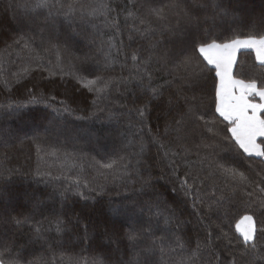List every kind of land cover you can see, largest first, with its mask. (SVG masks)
<instances>
[{"label":"snow or ice","instance_id":"1","mask_svg":"<svg viewBox=\"0 0 264 264\" xmlns=\"http://www.w3.org/2000/svg\"><path fill=\"white\" fill-rule=\"evenodd\" d=\"M247 3L9 0L17 29L8 47L32 53L36 66L16 74L23 101H5L0 110L41 111L48 137L45 147L36 145L38 156L71 157L61 151V140L74 152L83 151L76 148L81 139L91 147L118 141L113 158L93 166L106 179L123 180L126 191L118 208L105 211L80 204L104 196V186L98 190L37 171L36 182L53 184V191H21L12 170L0 168V264H45L42 257L27 259L24 250L32 248L34 255L54 241L95 253L69 264H197L205 254L206 264H264V168L257 172L246 164L249 157L264 158V86L233 75L238 52L251 49L264 79V8L257 14ZM81 45L87 51L75 55ZM204 68L215 72L212 103L225 122L223 135L209 119L206 91L198 86ZM33 73L39 74L35 82ZM4 88L12 91L7 80ZM125 92L134 97L132 107L109 113L114 127L88 129L82 123L99 119L96 112L87 114L89 107L103 111L101 100ZM188 208L204 233L195 249L180 234L190 223L182 219ZM93 215L99 218L94 225Z\"/></svg>","mask_w":264,"mask_h":264},{"label":"trees","instance_id":"2","mask_svg":"<svg viewBox=\"0 0 264 264\" xmlns=\"http://www.w3.org/2000/svg\"><path fill=\"white\" fill-rule=\"evenodd\" d=\"M122 3L126 0H121ZM9 0H0V103L12 100L16 102H22L26 93L23 90L17 91L18 86L14 83L17 78L16 74L21 73L24 68H35V61L32 57V53L28 51H21L19 48L13 46L11 48L8 45L12 44L11 37L15 35L17 25L13 20V9L7 7ZM245 7L249 11L259 13L261 8H264V0H248ZM218 23H221L218 21ZM223 26L227 27V22H223ZM245 32L248 29H244ZM106 38V37H105ZM126 39V38H125ZM7 41V43H6ZM40 43L39 38L36 41ZM82 48V50H81ZM81 48H74L75 55H82L83 51H87V47L81 45ZM41 55L45 59H52L55 61V56L51 53L41 52ZM238 64L234 65L233 75L238 79L248 80L250 78H256L258 86H264V79L261 78L260 65L255 59V53L250 49H242L237 54ZM210 67V66H208ZM119 71V69H118ZM127 74V73H125ZM34 80L39 79L38 73H33ZM215 78V72L208 71V68H204L203 77L199 81L200 87H203L206 91L205 95V107L208 111L209 119H215L216 128L223 132L225 122L222 118L218 117V114L214 115L213 99V83ZM9 82V87L12 88L11 92H8L4 88V81ZM218 83V79H216ZM28 83V81H25ZM63 90H61L62 92ZM199 94V93H198ZM63 96L58 97V99ZM134 97L131 92H125L123 96L119 93H113L108 99L101 100L99 102V108L103 111H99L98 108L89 107L87 114L96 112L99 119H93L92 121L82 122L88 129H101L114 127L108 122L109 113H126L127 109L121 107L127 105L128 108L132 107V101ZM84 114V113H81ZM133 118L135 114L133 113ZM155 114H153L154 116ZM127 117H122V123L119 125L121 129L125 127ZM80 123V122H78ZM155 124V120H152ZM48 126V121L44 119L39 109H34L28 113L21 112L19 115L10 114L6 110H0V168L4 170H12L15 180V186L19 190L23 191L27 189L29 192L34 190H43L45 192L53 191V184L37 183L34 179V175L37 171L41 173H51L53 177H60L64 180L65 177L71 180H79L81 184L88 183L90 187H95L99 190L100 187H106V194L102 197L96 196L95 199H89L87 201L80 200V204H88L97 208H103L105 211L111 208H118L120 202L125 195V188L123 186L124 181L121 179H114L111 175L102 176L98 173L97 167L93 166L95 161L107 162L109 158H113L114 148L119 144L114 145L110 140H101L98 145L91 147L88 145L85 139L77 141L76 148L83 149V151H75L73 145L68 143L64 145L61 140L60 147L62 152L73 153L71 157L65 158L63 155L59 159L52 158L41 153L37 155L36 145L40 144L45 147L44 141L48 137V133L45 132V128ZM37 136L40 139H37ZM259 142V140H258ZM131 151V149L129 150ZM155 152V149H153ZM262 157H249L246 164H251L255 171H260L264 168V164L261 161ZM154 174L159 173L158 168L153 169ZM124 179H127L126 177ZM161 184L164 181L160 182ZM56 187H59V183H55ZM134 185L129 183L127 191L131 192ZM138 187V185H135ZM169 187H171L169 185ZM86 195L94 196V193H89L87 189H83ZM99 200L102 203L96 204ZM23 203V202H22ZM20 212H27L29 209L21 207L18 209ZM191 208H188L184 213L182 219L190 221L186 223L181 229L180 234L184 236L185 240L191 239V248L195 249L196 241L199 238L203 241L204 233L196 223L194 215H190ZM49 213L45 211L43 215L47 216ZM238 218V217H237ZM36 219H41V216H37ZM98 217L93 215L91 220L93 225L98 222ZM234 230V221H233ZM53 235H55L53 233ZM24 239L18 240L19 244H23ZM87 248V245L84 246ZM33 249L27 248L24 250V255L29 260H35L39 257L43 258L45 264H69L70 260L74 257H86L92 258L95 253L92 250H86L81 252L80 247L72 249L71 246L65 245V248H60L56 245L55 241L50 247H45L35 251L33 255ZM126 259L128 257H125ZM159 258V254H157ZM209 257L205 254L203 260H197V264H206ZM212 264H216L215 260Z\"/></svg>","mask_w":264,"mask_h":264},{"label":"crops","instance_id":"3","mask_svg":"<svg viewBox=\"0 0 264 264\" xmlns=\"http://www.w3.org/2000/svg\"><path fill=\"white\" fill-rule=\"evenodd\" d=\"M241 50H242V49H241ZM250 50H251V49H250ZM257 102H259V101H258V98H257ZM258 140H259V139H258ZM255 157H256V156H255Z\"/></svg>","mask_w":264,"mask_h":264}]
</instances>
